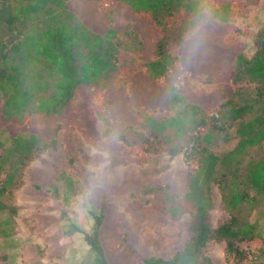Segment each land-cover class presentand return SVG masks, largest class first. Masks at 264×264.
Wrapping results in <instances>:
<instances>
[{"label":"trees","instance_id":"16d2710c","mask_svg":"<svg viewBox=\"0 0 264 264\" xmlns=\"http://www.w3.org/2000/svg\"><path fill=\"white\" fill-rule=\"evenodd\" d=\"M198 1L1 0L0 198L23 184V168L42 151L50 156L53 169L50 196L66 207L72 197L84 193L86 186L74 169L67 139L61 136L67 114L89 112L96 106V96L76 103L80 88L98 90L115 102L127 80L132 95L142 93L153 107H167L176 92L170 80L172 67L182 71V80L206 84L218 83L226 75L214 89L218 100L214 108L208 105L213 90L184 92L182 108L167 118L158 120L139 109L133 111L135 121L123 124L118 138L124 154L136 160L166 150L171 155L181 153L188 168L181 204L163 190L168 219L191 210L187 240L168 259L142 257L136 264H212L204 254L209 242H224V258L237 264L243 253L237 242L253 238L256 227L255 221L237 213L243 204L252 210L264 195V155L249 158L244 174L235 160L246 148L264 142V22L258 21L247 34L250 55L234 42V29L225 31L208 19L172 57L165 41L171 31L180 38L194 28L193 3ZM116 9L131 16L125 28L114 22ZM253 14L256 22L264 17L259 7ZM240 81L251 83V90L229 89ZM85 122L78 123L79 130H87ZM229 129L234 144L229 150L219 149L215 135ZM212 184L218 187L219 208L230 214L216 226L210 224L208 214ZM160 190L148 187L144 192ZM96 192L89 230L68 221L61 231L82 233L87 249L81 264H126L135 251L126 244V234L118 231L113 205L101 190ZM1 211L6 216L0 219V236L15 239L16 208L0 200ZM105 231L112 235L110 242L101 238Z\"/></svg>","mask_w":264,"mask_h":264},{"label":"rangeland","instance_id":"374dc122","mask_svg":"<svg viewBox=\"0 0 264 264\" xmlns=\"http://www.w3.org/2000/svg\"><path fill=\"white\" fill-rule=\"evenodd\" d=\"M193 7L197 13L194 28L180 38L176 31H171L165 41L167 53L175 57L179 45L190 39L206 20L212 19L224 26L225 31L234 29V42L242 46L245 55H250L251 43L247 34L260 24L258 21L264 22V17L256 22L257 16L253 14L258 7L264 11V0H201L193 3ZM115 14V24L125 28L131 16L119 9H116ZM225 76L215 84L191 78L182 80V71L177 66L172 67L170 80L176 92L167 107H153L145 101L142 93L132 95L133 87L127 80L123 82L115 102L109 100L110 95L99 93L98 90L80 88L76 103L96 96V106L89 112L78 110L67 114L62 120L64 130L61 136L67 139L68 153L76 162L74 169L86 190L72 197L66 207L52 198L48 192L53 173L51 159L47 152H40L23 168V184L0 198L4 204L16 208L13 220L18 228L15 233L23 236L13 235L15 239L0 236V264H81L87 249L82 233L65 235L61 225L69 221L82 231H88L91 216L95 213L92 204L97 190H101L106 200L113 205L112 211L118 214V231L126 234V244L135 251L126 264H136L139 258L149 256L168 259L179 251L188 238L187 223L191 210H185L177 219L170 220L164 213L166 202L163 196L164 192L169 193L174 202L182 203L188 168L182 161L181 153L171 155L166 150H160L146 153L141 160H136L124 154L118 132L123 124L135 121L133 111L138 109L158 120L173 115L183 106L184 92L201 94L213 90L208 105L214 108L218 101L214 89L224 82ZM251 88L252 84L247 81L229 85L230 90ZM82 121L88 123L86 131L78 128V123ZM105 130L108 132L104 135ZM234 139L230 129L215 135L219 149L229 150ZM263 155L264 142L258 147L246 148L235 157L240 164L239 172H246L249 158L256 160ZM0 178H3V173ZM148 187H161L162 190L158 193L144 192ZM210 192L209 221L212 226H216L228 220L230 214L219 208L220 194L216 184L211 185ZM251 193L248 191V195ZM237 214L240 218L243 216L256 223L254 237L237 242L243 252L237 264H264V195L255 202L252 210L243 204ZM5 216L6 211H1L0 219ZM101 238L110 242L112 235L105 231ZM223 248L224 242H209L204 254L212 264H235L231 259L224 258Z\"/></svg>","mask_w":264,"mask_h":264},{"label":"crops","instance_id":"0c3cea01","mask_svg":"<svg viewBox=\"0 0 264 264\" xmlns=\"http://www.w3.org/2000/svg\"><path fill=\"white\" fill-rule=\"evenodd\" d=\"M15 224H16V222H15ZM18 228V226L16 225L15 226V230ZM16 234H18V237H21V238H23V236H22V234L21 233H15L14 235H16ZM28 237V235L27 236H24V238H27Z\"/></svg>","mask_w":264,"mask_h":264}]
</instances>
